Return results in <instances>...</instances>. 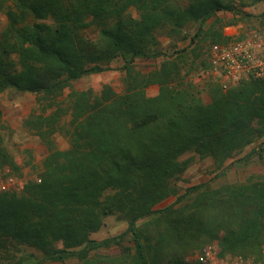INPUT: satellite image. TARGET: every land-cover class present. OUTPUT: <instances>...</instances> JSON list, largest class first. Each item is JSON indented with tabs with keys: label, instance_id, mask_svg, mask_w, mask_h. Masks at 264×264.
Masks as SVG:
<instances>
[{
	"label": "trees",
	"instance_id": "1",
	"mask_svg": "<svg viewBox=\"0 0 264 264\" xmlns=\"http://www.w3.org/2000/svg\"><path fill=\"white\" fill-rule=\"evenodd\" d=\"M2 1L7 23L0 32V93L36 95L38 113L25 124L46 154L21 194H0V264H64L74 257L101 264L90 253L124 236L133 252L123 249L112 264H197L188 262L189 253L217 239L221 256L262 257V179L215 189L205 182L183 193L174 183L188 167L189 161L180 160L184 153L210 157L219 171L247 146L256 145L244 158L264 145V78L227 90L207 80V104L189 79L191 71L206 67L205 39L209 45L228 42L204 25L220 22L216 12H233L231 3ZM187 25L195 31L184 49L165 57L156 70L136 69L137 59L160 56L158 32L180 36ZM91 27L92 40L83 37ZM117 59L124 73L121 92L109 85L97 93L72 88L81 77L112 70ZM152 85L157 93L149 96ZM59 133L67 138L65 150L55 143ZM4 166L14 168L0 148ZM170 197L173 202L158 207ZM113 213L125 218V231L90 239ZM145 225L157 228L145 237Z\"/></svg>",
	"mask_w": 264,
	"mask_h": 264
},
{
	"label": "rangeland",
	"instance_id": "2",
	"mask_svg": "<svg viewBox=\"0 0 264 264\" xmlns=\"http://www.w3.org/2000/svg\"><path fill=\"white\" fill-rule=\"evenodd\" d=\"M233 5V12L219 11L215 14V19L219 20L218 24L208 21L204 25V29L211 27L213 30H218L223 36L228 37V42L240 38L251 31H259L264 33V0H223ZM189 0H178L181 7H186ZM4 3L0 0V32L6 27V17L3 13ZM133 13V12H132ZM135 15V13H133ZM46 23H51L52 19L47 18ZM195 31L194 25H187L181 32L180 36H168L165 32L160 31L157 34V50L160 56L150 59H137L135 61L136 69L141 73H148L158 69L161 61L165 57L175 51L184 49L190 37ZM83 37L88 39L96 38V31L93 27L83 32ZM187 37V38H185ZM186 39V40H184ZM209 39H205L201 44L205 47L201 52L205 53L209 47ZM122 61L120 59L114 60L111 63L112 70L91 74L72 82L71 86L75 90H85L90 88L94 93L100 91L103 85H109L115 92L122 91L121 79L124 75L120 70ZM200 70L195 69L189 74V79L200 89V98L204 104L209 103V97L203 89L204 79L199 78ZM68 90H65V94ZM157 93L155 85L147 89L149 96H154ZM38 113L36 110V95L30 92H18L13 89H7L0 93V148L9 157L14 165L10 168L12 175L21 180L23 185L28 180H34L40 171V163L46 154V149L43 143L33 134L31 129H28L25 122L29 116ZM57 148L65 150L68 148V141L63 134H56L54 136ZM250 145L237 153L232 160H227L222 168L218 171L216 164L213 163L210 157L199 158L193 152L184 153L180 160L189 161L187 169L177 177L175 185L179 193H183L187 187L197 185L200 183L209 182L211 188H220L227 184H243L248 180L262 179L264 181V145L260 149H255V152L249 157L244 158L253 147ZM6 167V166H4ZM0 167V168H4ZM20 191L17 194H21ZM174 201L170 197L162 202L158 207H163ZM127 222L125 218L119 213H113L103 218L101 227L97 232L90 235V239L101 241L106 238L115 237L125 231ZM147 232L143 235L146 237L147 233L156 230L157 227L145 225ZM211 244V243H210ZM219 252L218 239L214 244ZM202 246V245H201ZM203 247V246H202ZM264 245L261 247L263 248ZM123 249L132 250V242L129 236H124L119 239L116 244L110 246L108 249H99L90 253V258L101 261V264H112L116 258H119ZM195 251V250H194ZM32 254H36L33 250H29ZM187 256L188 262L194 263L190 260V254ZM229 256V255H225ZM166 259L164 260V262ZM64 264H89L82 262L74 257L67 260Z\"/></svg>",
	"mask_w": 264,
	"mask_h": 264
},
{
	"label": "built area",
	"instance_id": "3",
	"mask_svg": "<svg viewBox=\"0 0 264 264\" xmlns=\"http://www.w3.org/2000/svg\"><path fill=\"white\" fill-rule=\"evenodd\" d=\"M206 67L200 70L199 78L216 82L222 90L235 86L245 79L264 78V33L251 31L224 44L213 43L205 52ZM23 183L8 167L0 168V194L19 193ZM259 260L241 256H221L214 244H207L190 254L197 264H264Z\"/></svg>",
	"mask_w": 264,
	"mask_h": 264
}]
</instances>
